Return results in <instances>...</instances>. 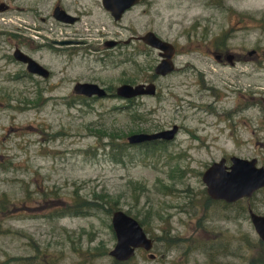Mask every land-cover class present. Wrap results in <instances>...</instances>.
Returning a JSON list of instances; mask_svg holds the SVG:
<instances>
[{
	"label": "rangeland",
	"instance_id": "374dc122",
	"mask_svg": "<svg viewBox=\"0 0 264 264\" xmlns=\"http://www.w3.org/2000/svg\"><path fill=\"white\" fill-rule=\"evenodd\" d=\"M53 2L29 4L45 17ZM89 19L66 30L80 33L87 46L67 67L65 86L49 92L42 81L36 88L25 78L9 79L20 66L0 73V264H112L114 211L154 228L160 214L204 201L202 174L212 163L237 156L264 166V0H146L120 24L98 11L89 31ZM148 31L177 49V69L167 77H154L156 50L124 46V61L103 45ZM253 50L259 60L235 66L219 65L214 56L251 58ZM74 80L111 94L126 82L153 81L157 94L130 103L82 97L74 104ZM173 126L178 134L171 142L127 143L131 134ZM251 203L264 212V190ZM76 204L88 209L84 215H73ZM240 220L253 245V228ZM222 223L207 225L217 232ZM192 256L193 264H206L205 256Z\"/></svg>",
	"mask_w": 264,
	"mask_h": 264
},
{
	"label": "flooded vegetation",
	"instance_id": "af4514ba",
	"mask_svg": "<svg viewBox=\"0 0 264 264\" xmlns=\"http://www.w3.org/2000/svg\"><path fill=\"white\" fill-rule=\"evenodd\" d=\"M52 1L54 2L48 15L42 17L39 15V11L34 10L33 6L29 4L31 0H0V73L10 71L13 66H20V69L13 72V74L10 73L9 79L25 78L30 80L36 88L41 86L39 82L42 81L47 83L44 88L49 92L65 86L66 73L68 76L69 72L67 67L71 65L76 56H81L82 45L87 46V43L82 41L83 37L80 33L76 31L72 34L67 33V29L75 27L76 30H79L82 26L83 18L90 17L89 23L87 22V30L90 31V28L95 27L93 17L98 11L108 15L116 24H120L128 12L144 4L146 0H141L140 3L127 9L119 21H116L111 13L104 8L103 0ZM37 20L43 26L34 27ZM122 29L128 30V28ZM53 31H55L54 34H52ZM140 38L141 36L131 37L126 41L104 40L103 45L113 51L117 49L118 52L113 53L116 55L123 54L124 61H126L129 53L124 51L123 47L126 46L127 48L135 44L139 48L141 43L146 46ZM40 39L41 42L37 41ZM112 42H115V44L109 46ZM18 51L43 66L47 70V76L30 72L28 65L15 57ZM43 51L50 53L53 60H58L60 69L55 70L57 66H55L54 61L45 62ZM157 53L159 63L161 61L160 52L157 51ZM253 54H257L255 50L249 54L251 58H243L229 53L215 54L214 56L219 65L235 66L243 62L242 60L245 61V59L251 61L259 60V57L256 55L253 57ZM176 56L177 49L174 58ZM154 77L160 78L161 76L154 75ZM56 78L57 80L54 83H50ZM77 83L93 82H80L77 80L72 82L71 91L74 104L82 98L81 95H77L74 92ZM126 83L129 84L130 82ZM143 83L154 82L145 81ZM103 88L109 93L107 88ZM108 96L106 98L113 97L114 94L109 93ZM140 97L148 96H139L127 101L130 103ZM231 157L228 159L222 158L226 160L227 166L231 165ZM257 166H259L258 163ZM263 190L264 188L256 191L251 198H242L236 202L228 203L210 199L205 189V194H203L204 201L195 203L196 200H190L188 204L177 207L180 211L172 212L171 215L160 214L158 217L160 225L154 228H150V222H146L145 219L140 220L136 215L126 212L128 216L138 222L146 236L152 241V247L150 250L138 247L134 250V254L124 261H119L111 256L112 264H144L146 261L155 264H193L192 254L195 252L207 258L206 264H264V239L259 233L257 225L252 220V215L264 217V212L259 211L251 203V199L255 194ZM149 213H151L150 209H148ZM240 218H244L245 222L249 221L253 228L256 239V243L253 245L249 234L240 231ZM216 219L223 221L217 228V232L210 229L207 225L208 222ZM228 225H232V227ZM111 230L117 242L112 224ZM164 243H167L166 246L168 248ZM158 244L163 246L161 251L155 249ZM115 246L116 243L114 248ZM194 262L197 263L198 260L196 259Z\"/></svg>",
	"mask_w": 264,
	"mask_h": 264
},
{
	"label": "water",
	"instance_id": "95a60500",
	"mask_svg": "<svg viewBox=\"0 0 264 264\" xmlns=\"http://www.w3.org/2000/svg\"><path fill=\"white\" fill-rule=\"evenodd\" d=\"M141 0H103L104 8L111 13L116 21L129 8L140 3ZM140 40L148 47L160 52L161 61L155 67V76L165 77L175 71L174 56L175 46L159 38L153 32H147ZM112 42L109 46H112ZM15 57L28 65L30 72L41 76H47V70L29 56L18 51ZM77 95L91 98L108 96L105 89L94 83H77L74 88ZM116 96L122 99H133L139 96H155L154 83H139L136 85L122 84L116 88ZM178 132V126L155 133H136L127 137L129 145H140L158 140L172 141ZM231 166L226 165V160L213 163L202 175V181L206 186V193L210 199L236 202L242 198H251L253 194L264 188V167L257 166V160L231 157ZM253 222L264 239V217L252 215ZM117 244L110 253L119 261L129 259L138 247L150 250L152 241L146 236L138 222L126 215L123 211H116L112 216Z\"/></svg>",
	"mask_w": 264,
	"mask_h": 264
},
{
	"label": "trees",
	"instance_id": "16d2710c",
	"mask_svg": "<svg viewBox=\"0 0 264 264\" xmlns=\"http://www.w3.org/2000/svg\"><path fill=\"white\" fill-rule=\"evenodd\" d=\"M131 83V82H130ZM148 144H155V143H148ZM77 210H73V215H84V211L88 210L86 207L82 204H76Z\"/></svg>",
	"mask_w": 264,
	"mask_h": 264
}]
</instances>
